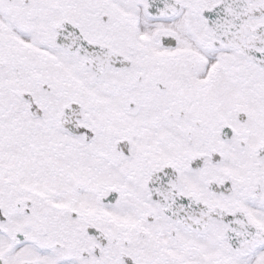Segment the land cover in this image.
Here are the masks:
<instances>
[{"label":"snow or ice","instance_id":"1","mask_svg":"<svg viewBox=\"0 0 264 264\" xmlns=\"http://www.w3.org/2000/svg\"><path fill=\"white\" fill-rule=\"evenodd\" d=\"M0 264H264V0H0Z\"/></svg>","mask_w":264,"mask_h":264}]
</instances>
